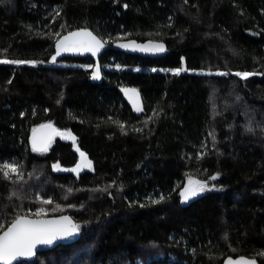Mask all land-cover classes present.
Listing matches in <instances>:
<instances>
[{"label":"trees","instance_id":"16d2710c","mask_svg":"<svg viewBox=\"0 0 264 264\" xmlns=\"http://www.w3.org/2000/svg\"><path fill=\"white\" fill-rule=\"evenodd\" d=\"M77 28L168 54L109 49L99 79L89 58L50 64ZM4 59L38 64H0V163L20 174L0 173V232L40 208L79 226L72 243L19 264H264V0H0ZM119 86L140 91L144 115ZM45 123L75 143L57 135L34 152L29 134ZM80 152L91 168H53ZM189 179L206 188L182 202Z\"/></svg>","mask_w":264,"mask_h":264},{"label":"snow or ice","instance_id":"6c2138e0","mask_svg":"<svg viewBox=\"0 0 264 264\" xmlns=\"http://www.w3.org/2000/svg\"><path fill=\"white\" fill-rule=\"evenodd\" d=\"M126 7V5H125ZM104 47V43L97 39L92 33L87 31L73 32L69 35L58 39L56 42V55H60L62 51H76V52H91L95 56L100 49ZM119 47H131L133 51H153V52H163L164 46L162 44H150L144 46H138L135 44L125 45L121 44ZM53 62L56 57L54 56ZM6 63H23L21 61H9V60H0V64ZM155 71V69H153ZM181 71H186V69H175L173 70L174 75H178ZM216 75H225V73H216ZM236 76L241 77L242 79L247 78L250 73L244 72L235 73ZM100 78V68L99 65L96 66L95 71L93 72V79ZM125 95L133 101L134 107L137 111H142L143 109L139 106V94L135 89H123ZM49 125H42L41 128H51ZM123 128V125H121ZM38 129H33L32 137V149L33 151L46 152L51 143V137H37L36 133ZM53 132L56 135L61 136L62 138H71L73 143H75V137L71 133H60L53 129ZM79 151V148H77ZM82 158V163L78 164L74 169H61L59 164L53 165L55 170H65L77 172L83 167L91 168V162H86V156L83 152H80ZM0 173H2L3 178L10 179V173L20 176L18 172L17 165L14 163H0ZM211 179H216L215 176ZM193 185H195L193 187ZM206 185L200 183L199 181H192L189 179V186L185 187L184 190L180 192L182 197V202H187L192 197L197 196L199 193L205 191ZM163 199V197H161ZM154 203H159V201H153ZM43 204H51L52 201L49 199L41 200ZM143 207V205H141ZM57 207H59L57 205ZM55 210V209H53ZM44 208L37 209L35 215L37 217L45 213ZM78 225H74L70 218L67 216L61 217L59 220H30L26 216H17L15 220L11 222L10 227L7 231H4L0 235V264H13L14 261H18L20 258L31 257L35 253V248L38 244L50 245L57 239H64L66 237L72 236L78 230ZM231 264V261H229ZM236 264H255V261L248 262L244 260L237 261Z\"/></svg>","mask_w":264,"mask_h":264},{"label":"water","instance_id":"95a60500","mask_svg":"<svg viewBox=\"0 0 264 264\" xmlns=\"http://www.w3.org/2000/svg\"><path fill=\"white\" fill-rule=\"evenodd\" d=\"M81 31H87V32H90L92 33L93 36H95L97 39H100L103 43H104V47L102 49H100V51L95 55L93 56L91 52H76V51H62L60 55H56V42L58 39H62L63 37L69 35L70 33H73V32H81ZM121 44H125V45H132L133 43H114V44H107L105 41H103L101 38H99L91 29L89 28H77V29H74V30H71L61 36H59L56 41L54 42V46H53V53L51 54V56L49 57V60L48 62L50 64H55L57 62H59L60 60L64 59V58H77V59H85V58H89L92 62H93V72L95 71V68L97 65H99V68H100V73H101V66H100V61H99V58L103 55V53H105L107 50H122V51H125L127 53H136V54H139L143 57H150V58H154V57H163L165 55L168 54V49L165 45L164 46V51L163 52H153V51H133L131 47H119V45ZM150 44H161V43H157V42H145V43H140V44H135V45H138V46H144V45H150ZM56 57L55 61L53 62V57ZM123 89H135L138 94H139V106L143 109L142 111H137L136 108L134 107V104H133V101L129 99V97L127 95H125V92L123 91ZM117 92L120 94V96L122 97V100L126 103V105L129 107L131 113L139 118L141 117L142 115L145 114V106H144V101H143V98L141 96V93L140 91L136 88V87H133V86H119L117 88ZM51 125L52 127L51 128H41L42 125ZM38 127H36L35 129H38L39 131H37L36 135L37 137H41V136H44V137H51V142L54 140V138L57 136L54 132H53V129H55L56 131L59 132V130L51 123H45V124H42ZM32 137H33V130L30 132L29 134V137H28V142H29V146L30 148L32 149ZM51 144V143H50ZM33 150V149H32ZM34 152H37V153H40L39 151H34ZM64 216H67L70 218L71 222L76 225L74 223V220L73 218L68 215V214H62V215H58V216H49V217H30V216H26L28 219L30 220H37V219H42V220H59L61 217H64ZM11 223L3 230L0 232V235L3 234L4 231H7L8 227H10ZM79 237V234H78V231L75 232L74 235L72 236H69V237H66L64 239H57L55 240L52 244L50 245H46V244H38L35 248V253L34 255H32L31 257H27V258H20L18 261H14L13 264H19L21 262H32L35 260L36 256L38 253L40 252H44V251H48V250H51L53 248H55L56 246L58 245H67V244H70L72 243L73 241H75L76 239H78ZM240 260H244V261H248V262H252V261H255V264H259L257 262L256 259L254 258H249V257H246V256H238V257H235V258H232V257H226L222 264H229V261H231V264H236L237 261H240Z\"/></svg>","mask_w":264,"mask_h":264},{"label":"rangeland","instance_id":"374dc122","mask_svg":"<svg viewBox=\"0 0 264 264\" xmlns=\"http://www.w3.org/2000/svg\"><path fill=\"white\" fill-rule=\"evenodd\" d=\"M23 63H25V64H30V65H37L38 64V62H36V61H27V62H23ZM57 64H59V65H67V63H61V62H57ZM69 65H72V66H75L76 64H69ZM117 65V63L115 62V60L113 59V58H110L109 59V64H107L105 67H106V69L107 70H111L114 66H116ZM82 67H84V68H88V64H83V65H81ZM93 69V68H92ZM86 162H88V160H87V158H86V161H84V163H86ZM82 163V158H81V156L79 157V160H78V162H77V164L72 168V169H74V168H76L77 167V165L78 164H81ZM61 169H64V168H62V167H60ZM85 168H88V167H83V168H81L80 170H78V173H80L81 171H82V169H85ZM57 171H65V170H57ZM68 171H70V170H68ZM72 172V174H74V175H76L77 174V172H73V171H71Z\"/></svg>","mask_w":264,"mask_h":264}]
</instances>
